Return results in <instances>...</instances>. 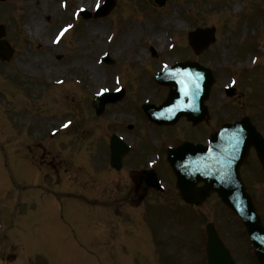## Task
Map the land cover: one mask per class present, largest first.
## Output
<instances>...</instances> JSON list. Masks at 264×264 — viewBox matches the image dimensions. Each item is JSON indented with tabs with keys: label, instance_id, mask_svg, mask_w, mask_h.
<instances>
[{
	"label": "rangeland",
	"instance_id": "374dc122",
	"mask_svg": "<svg viewBox=\"0 0 264 264\" xmlns=\"http://www.w3.org/2000/svg\"><path fill=\"white\" fill-rule=\"evenodd\" d=\"M67 1L65 9L60 0L0 1V24L14 50L8 62L0 61V264H100L106 246L98 237L100 230L114 231L119 239L118 264H206L204 226L209 221L237 264H257L240 219L230 215L215 195L187 207L165 164V142L173 148L184 141L196 144L210 131L201 128L190 136L192 127L185 121L151 126L141 105H158L167 98L166 88L153 79L161 62L189 59L214 72L216 108L209 101L212 123L207 128L234 121L243 102L242 116L257 128L261 124L264 131L259 63L264 0H168L163 7L152 0H115L108 15L80 19L63 40H56L74 9L86 6L90 11L95 0ZM31 19L38 25V37L28 29ZM155 25L161 44L141 33L142 27ZM198 27H214L216 41L195 55L187 45V32ZM113 31L111 42L107 38ZM95 32L101 34L99 39ZM97 41L99 48L94 47ZM107 52L111 65L99 63ZM253 56L258 58L256 67L250 66ZM118 77L126 91L123 99L95 116L91 108L95 92L113 89ZM230 77L238 80L240 89L236 83V94L224 103L222 88ZM66 120L67 130L50 132ZM114 132L132 145L128 166L143 168L148 159L160 158L154 168L165 186L160 198L149 201L156 189L132 190L131 169L115 172L107 165L108 137ZM244 164L245 183L264 222L263 172L257 160ZM117 183L124 199L115 197L112 207L101 205L107 200L100 188L112 197ZM130 199L134 203L126 202ZM101 215L104 219L110 215L115 224L90 226L87 220ZM107 253L114 256V251Z\"/></svg>",
	"mask_w": 264,
	"mask_h": 264
},
{
	"label": "water",
	"instance_id": "95a60500",
	"mask_svg": "<svg viewBox=\"0 0 264 264\" xmlns=\"http://www.w3.org/2000/svg\"><path fill=\"white\" fill-rule=\"evenodd\" d=\"M157 3L162 5L165 0H155ZM213 30H198L196 33L190 34V44L193 46L195 51H200L206 47L212 40ZM5 35V29L3 26H0V58L2 60H9L12 55V49L9 47L8 43L1 39ZM115 101V99H104L101 101H95L93 106L96 108L97 114H100L103 110V105L106 102ZM199 146L183 145L175 152L183 153L184 150L192 149L196 150ZM125 145L118 142L116 137H114L113 146H112V160L113 165L118 168V163L120 161V156L125 152ZM171 159V158H170ZM169 159V160H170ZM241 164L238 162L233 167L232 174V183L226 184L224 188H220L219 185H211L210 181L206 182V191L210 188L216 189L223 199V201L237 214H239L245 225L248 227L250 236L253 243L257 246L256 252L262 256L259 249H264V230L262 228L260 218L256 215L255 209L252 205L250 197L245 193L244 186L239 177V166ZM192 180L185 182L182 178L178 179V185L181 189L182 195L187 198L188 195L193 193L194 185L190 184ZM205 189V188H204ZM205 190L200 195V198H204L207 194ZM198 203V202H196ZM207 254H208V263L209 264H234L230 258L228 252L223 248L221 242L219 241L216 231L214 230L212 224L207 225ZM261 245V247H260ZM259 248V249H258ZM261 264H264V257H260Z\"/></svg>",
	"mask_w": 264,
	"mask_h": 264
},
{
	"label": "bare ground",
	"instance_id": "6f19581e",
	"mask_svg": "<svg viewBox=\"0 0 264 264\" xmlns=\"http://www.w3.org/2000/svg\"><path fill=\"white\" fill-rule=\"evenodd\" d=\"M93 3H94V1H92V5H93ZM91 5V6H92ZM235 11H238V8H236L235 9ZM78 22H79V20H78ZM27 24H29V26H28V29H29V31H30V34L33 36V37H38L39 36V29H38V25L35 23V21H34V19H31V20H29L28 22H27ZM153 28L154 29H152V28H150V27H148V26H144V27H142V29H141V33L142 34H145L147 37H149L151 40H153V41H155V42H158L159 44H161L162 43V40H163V38H162V35H161V33H160V29H159V26L158 25H155V26H153ZM68 33V32H67ZM66 33V34H67ZM136 30L134 29L133 31H132V35H136ZM65 34V35H66ZM94 35H97L98 36V39L101 37V34L99 35L97 32H95L94 33ZM63 39V38H62ZM98 42V41H97ZM100 41L97 43V44H95V48H99L100 47ZM94 67V66H93ZM94 70L96 71V67H94ZM68 129V128H67ZM66 129V130H67Z\"/></svg>",
	"mask_w": 264,
	"mask_h": 264
},
{
	"label": "flooded vegetation",
	"instance_id": "af4514ba",
	"mask_svg": "<svg viewBox=\"0 0 264 264\" xmlns=\"http://www.w3.org/2000/svg\"><path fill=\"white\" fill-rule=\"evenodd\" d=\"M138 171H140L139 169H135L133 170V172H137V183H135L136 187L141 186L142 189H144L145 191L147 190L146 186L144 185V180H143V175L142 174H138ZM134 174V173H133ZM135 179V177H134ZM143 196H141L142 198Z\"/></svg>",
	"mask_w": 264,
	"mask_h": 264
},
{
	"label": "snow or ice",
	"instance_id": "6c2138e0",
	"mask_svg": "<svg viewBox=\"0 0 264 264\" xmlns=\"http://www.w3.org/2000/svg\"><path fill=\"white\" fill-rule=\"evenodd\" d=\"M97 7H99V4H97ZM64 31H67V29H64ZM61 35H63V32H61ZM165 67H167L166 65H165ZM107 89H105V91H106ZM117 91H119V89H117ZM185 95H187V92H185ZM65 127H67V125H65Z\"/></svg>",
	"mask_w": 264,
	"mask_h": 264
}]
</instances>
